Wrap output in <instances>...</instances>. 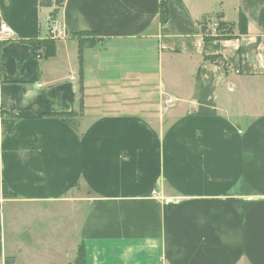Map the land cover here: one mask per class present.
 I'll return each mask as SVG.
<instances>
[{"label":"crops","instance_id":"obj_1","mask_svg":"<svg viewBox=\"0 0 264 264\" xmlns=\"http://www.w3.org/2000/svg\"><path fill=\"white\" fill-rule=\"evenodd\" d=\"M2 22L0 264H264V0H0Z\"/></svg>","mask_w":264,"mask_h":264},{"label":"trees","instance_id":"obj_2","mask_svg":"<svg viewBox=\"0 0 264 264\" xmlns=\"http://www.w3.org/2000/svg\"><path fill=\"white\" fill-rule=\"evenodd\" d=\"M65 0H41L42 6H52L57 5L61 6ZM160 20L161 22H166L169 18V10L167 3L165 1H161L160 3ZM236 26L239 28V31L242 33L247 32V26H248V20L246 16L242 13H240L239 21L236 24ZM235 25L226 23L224 21H219L216 27V35L212 36L211 38H223V37H230L233 35V28ZM205 30V27H204ZM98 34V32L95 31H80L78 33V39H79V50H80V92H83V75H82V59H83V50L85 47L93 46L96 43L95 36ZM30 43L33 45L34 50L43 48V52L45 57H51L55 53V42L49 39L44 40H35L30 41ZM220 58V56H210L208 59L216 61ZM83 103V97L80 99V106H82ZM69 114H72V112H69ZM68 114V115H69ZM66 122L71 124L72 126H77V124L72 120L66 118ZM14 125V121L10 120H4V132L12 128ZM4 193L6 196L10 195V193L14 194V192H9L7 188L4 187ZM167 207V206H166ZM167 211V210H166ZM83 251V250H82ZM81 249L79 253V257H81Z\"/></svg>","mask_w":264,"mask_h":264},{"label":"built area","instance_id":"obj_3","mask_svg":"<svg viewBox=\"0 0 264 264\" xmlns=\"http://www.w3.org/2000/svg\"><path fill=\"white\" fill-rule=\"evenodd\" d=\"M217 24L218 23L214 24V27L212 26L214 30H216ZM52 25H55V23H53V20H52ZM53 29H54L53 33L58 32L57 30H55V27H53ZM0 33H1L0 35H2L3 37H6V38L11 36V32H10V30H9V28L5 22L1 23Z\"/></svg>","mask_w":264,"mask_h":264},{"label":"rangeland","instance_id":"obj_4","mask_svg":"<svg viewBox=\"0 0 264 264\" xmlns=\"http://www.w3.org/2000/svg\"><path fill=\"white\" fill-rule=\"evenodd\" d=\"M220 21V19L219 18H210V19H208L207 20V25H208V22H209V24H211V26H213L214 27V24H216V23H218ZM97 41V40H96ZM157 83H158V81H156ZM157 87H158V84H157Z\"/></svg>","mask_w":264,"mask_h":264}]
</instances>
